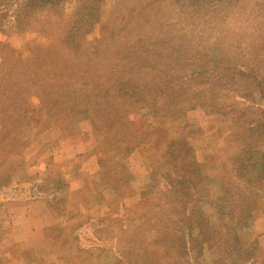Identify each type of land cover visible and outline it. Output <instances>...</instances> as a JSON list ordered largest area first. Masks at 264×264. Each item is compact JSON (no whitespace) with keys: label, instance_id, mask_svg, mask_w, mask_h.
Here are the masks:
<instances>
[{"label":"rangeland","instance_id":"obj_1","mask_svg":"<svg viewBox=\"0 0 264 264\" xmlns=\"http://www.w3.org/2000/svg\"><path fill=\"white\" fill-rule=\"evenodd\" d=\"M24 1L0 0V264H264V0Z\"/></svg>","mask_w":264,"mask_h":264},{"label":"trees","instance_id":"obj_2","mask_svg":"<svg viewBox=\"0 0 264 264\" xmlns=\"http://www.w3.org/2000/svg\"><path fill=\"white\" fill-rule=\"evenodd\" d=\"M53 1L54 0H25L23 5L21 6V10L23 12H28V10L32 6H40V7H43L45 5L53 6L51 4V3H53ZM58 1H60V0H58ZM89 5H90V2H89ZM90 9L91 8H88L87 11L89 12ZM78 11L80 13V10H78ZM127 83H128L129 86L132 87L131 88V87L128 86L129 90L135 89V91H137V90L139 91V94H143V90L144 89H140L139 87L134 88L133 85L130 84L131 83L130 79L127 80ZM123 86H125V84ZM143 96H144V94H143ZM152 105L154 106V104H152ZM249 131H250L251 134L247 136L248 142L251 141V137L254 136V135L259 136V141L264 138V128H262V123L261 122L258 123V124L256 123L253 126H250ZM171 142H169L166 145V147L168 146L169 149L165 153V160L169 164V166H172L175 169H177V168H186L188 171H190L189 167H191V168L194 167L195 168L197 166V162H196V159L194 158L193 151H190L187 147H185V149H183V150L182 149L180 150L181 146L177 148L176 147V143L172 144ZM256 149H258V148H256ZM258 151L260 152L259 153L260 159L258 161H256L255 164L258 165V170H259L258 173L260 174V177H262L263 180H264V151H262V152L260 150H258ZM258 151L256 150V152H258ZM180 164H182V165H180ZM240 166L243 167L242 165H240ZM195 174H196L195 171H193V175H191L187 171H185V174L181 175V178H183L186 175L187 176L191 175L193 180H195L196 179L195 178ZM185 185L187 187H189L190 185H192V181L189 182V184H185ZM200 230H201V227H200ZM202 230L204 231V229H202ZM235 240H237V239L235 238Z\"/></svg>","mask_w":264,"mask_h":264}]
</instances>
